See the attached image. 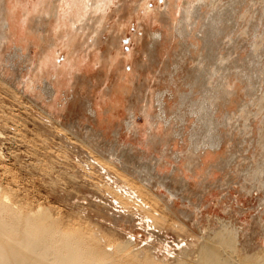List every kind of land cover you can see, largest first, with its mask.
Listing matches in <instances>:
<instances>
[{
	"label": "rangeland",
	"instance_id": "1",
	"mask_svg": "<svg viewBox=\"0 0 264 264\" xmlns=\"http://www.w3.org/2000/svg\"><path fill=\"white\" fill-rule=\"evenodd\" d=\"M188 1L5 0L11 32L0 45V186L13 201L47 208L68 227L81 225L113 244L135 240V247L144 252L156 250L152 254L159 261L172 262L180 248L178 242H197L203 234L220 228L219 219L248 232L247 239L238 232L247 249L262 246L264 225L259 219L264 218V191L258 185L251 192L242 188L244 171L258 159L253 158L258 149V118H250L246 133L240 131L245 123L240 117L233 120L232 127L221 129L226 144L213 157L204 158L192 175L185 169V159L179 162L176 155L187 156L192 144L188 133L196 118H188L189 123L183 126L176 117L188 113L178 95L192 91L189 84L195 82V65L203 55L209 56L205 63L211 69L217 59L233 52L232 38L240 39L243 46L233 59L246 60L252 50L253 30L250 37L243 35L249 19L258 25V41L262 35L264 44V1L258 0V13L249 15L246 8L236 13L213 49L200 37L202 19L190 26L192 35L187 40L178 35L176 27ZM45 79L56 89L54 96L43 91ZM230 82L237 94L229 106L221 107L222 114L237 112L239 116V106L244 103L256 113L258 108L252 103L262 94L264 82L255 80L250 90H246L248 83L235 76ZM163 91H168L169 124L157 100ZM200 92L201 84L194 89V100L202 98ZM130 121L135 128H128ZM71 124L75 126L71 128ZM103 127L105 137L99 143L108 141L117 144L119 152L127 150L125 159L135 157L154 164V158H164L160 169L170 179L175 167H181L190 176L187 187H182L185 183L180 179H169L168 188L187 191L185 198L193 204L189 199L179 200L175 209L167 210L162 201L166 191L151 193L132 182L141 202L117 207L114 188L130 181L131 176L125 173V177L120 168L105 163L107 156L87 137L90 128ZM179 132L183 138L176 135ZM213 164L218 167L208 177ZM247 185L251 189V184ZM178 210L191 211L190 224L180 220ZM119 211H126L128 219H120ZM148 219L157 225L152 228Z\"/></svg>",
	"mask_w": 264,
	"mask_h": 264
},
{
	"label": "bare ground",
	"instance_id": "2",
	"mask_svg": "<svg viewBox=\"0 0 264 264\" xmlns=\"http://www.w3.org/2000/svg\"><path fill=\"white\" fill-rule=\"evenodd\" d=\"M5 3V0L0 1V45L2 46L7 42L11 32L10 22L8 20L9 13L6 12L7 7H5ZM91 3L92 5L96 4ZM245 8V13H249V15L250 13H258V0H231L227 4L224 3V0H190L184 5L183 16L176 27V31L180 37L187 40L192 35L190 26L197 25L199 20L202 19L201 29L200 31L198 30L200 37L205 41L207 48L213 49L216 45L217 38L225 34L228 26L227 23L229 21L234 22L236 13L243 12L242 9ZM203 13L209 14L204 15ZM242 18H246V15ZM247 23V29L244 30L243 35L250 37V31L253 30L251 37L252 50L247 59L242 61L236 58L233 59L234 53L243 46L239 44L240 39L234 40L231 38L230 49L233 52H229L227 56H223L220 61L217 59L218 63L216 61L211 69H207L205 63L209 56L203 55L197 65H195L194 75L192 77V80H195V82L189 84L192 91L178 95L181 96L182 107L188 108V113H180L176 118L180 120L183 126L189 123L188 118L190 117L196 118V122L194 123L193 130L188 133L192 144L191 147L189 146L187 156L182 157L181 153H178L176 160L180 162L182 158L185 159V169L189 174L193 175L198 166L204 164V158L213 157L223 148V144H226V137L221 129L232 127L233 120L240 117L245 121L244 129L240 131L246 133L250 127V124H248L251 120L250 118L256 117L258 118L259 125L258 149L253 154V158L256 159L258 156V159L255 160L256 165L254 167L246 172L244 171V177L246 179L242 187L246 192H251V190L257 187L256 185H258L260 190L264 191V89L262 94L252 103L258 108L256 113H251L248 110L249 105L246 103L239 106V116L237 112L233 114H222L221 112V107L226 108L229 106L232 98L237 94V91L234 89L235 85H232L230 82V77L235 76L240 82L248 83L246 90H250L257 79L258 81L264 82L263 36L261 35L260 41H258V25L252 19H249ZM157 35L161 38L163 37L161 32ZM157 44L158 41L155 40L153 47L155 48ZM178 63L177 67L180 66ZM200 84L202 98L200 100H194V89ZM43 91L49 96H54L57 92L53 84L49 83L47 79H45V89ZM167 92L163 91L159 93L157 100L159 101L161 112L164 115L163 117L169 124L171 120L167 119ZM91 113L95 114V111L91 110ZM144 115L145 117H149L147 111H144ZM74 126V124L70 125L71 128ZM128 128H135L134 122L130 121ZM232 132L230 133V141L232 140ZM104 134V127L100 130L90 128L87 132V137L95 140L96 146L100 148L103 155L105 154L107 156L104 159L105 163L112 167L120 168L125 177H128L126 174L131 176L128 177L130 181L124 182L121 185L117 183L114 188V197L116 199H114L113 203L117 207L121 208L123 204L128 205L132 201H136L138 204L141 202L139 200V192L132 187L137 183L141 188L151 193L154 191L162 194V191H166L167 195H162V201L166 203L167 210L169 209L171 211V209H175L179 200L184 201L189 199L190 204H193L189 197L187 199L185 198L187 191L178 190L176 192V190L168 188L169 184L167 181L170 178L164 176L160 169L162 159L164 160V158H154V164H152V160L140 162L135 157L125 159L124 156L128 155L127 150L119 152L117 144L107 143L108 141L105 143L100 141L99 143L98 140L103 139L105 137ZM115 135L116 137L118 136V134ZM176 135L183 138L181 132L176 133ZM188 142L190 143V141ZM101 167H103V172L107 174L108 170L102 165ZM217 167L218 165L215 164L210 167L208 177L214 174L213 169ZM175 169L176 172L173 173V179H170V181L176 182L180 179L185 183L182 187L186 188L187 179L190 176L181 167H175ZM132 176L134 179L131 180ZM117 181L119 183L122 182L118 179ZM112 182L114 183V181ZM247 183L251 184V189ZM153 195L155 196V194ZM164 208L161 209L163 210ZM128 210L130 209L128 208ZM144 210L147 211V209ZM117 213L120 219H128V216L125 215L126 211H119ZM122 214H124V218ZM178 214L180 220L186 224H190L188 221H192L193 219L191 211L178 210ZM262 215H264V211H262ZM139 220L143 222L144 219L139 218ZM259 220V223L264 225L263 216ZM149 222V226L154 228L153 224H156L154 223L155 221L151 219ZM229 222L219 219L218 223L220 228L211 232V234L208 233L209 235L207 236L202 232L203 236L197 242L181 240L178 242L180 248L178 250L176 249V254L173 256L172 262L159 261L152 254L156 250L144 252L142 251L143 248L140 250V248L135 247V240H118L119 242L113 244L106 241V237H102L96 231L87 230L81 227V225L78 227L75 226V228L74 226L72 228L71 225L70 228L68 227L69 224L66 225L61 218L53 217V214L47 208L41 206L37 208L27 205L22 206L18 202L13 201L11 194L3 190L0 186V264H264V235L262 237V246L258 250L256 248H253V250L247 249V244L239 239L238 232L243 234V239H247L248 232L245 233V229L241 231V227V230H239Z\"/></svg>",
	"mask_w": 264,
	"mask_h": 264
}]
</instances>
